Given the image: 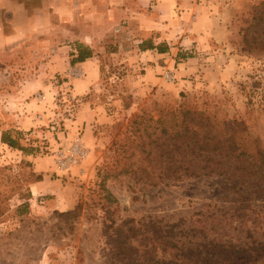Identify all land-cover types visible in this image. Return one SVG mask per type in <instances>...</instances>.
Wrapping results in <instances>:
<instances>
[{"label": "rangeland", "instance_id": "374dc122", "mask_svg": "<svg viewBox=\"0 0 264 264\" xmlns=\"http://www.w3.org/2000/svg\"><path fill=\"white\" fill-rule=\"evenodd\" d=\"M214 3L228 40L185 50L182 33L168 34L172 69L156 76H146L129 31L95 50L101 74L82 90L83 73L64 74L71 51L53 64L52 45L39 47L50 32L11 44L0 59V133L28 152L0 139V264H264V0ZM61 32L62 48H89ZM180 108L208 117L236 147L213 160L181 141L173 150L161 129ZM144 125L163 144L147 140L150 161L136 133ZM77 136L88 159L58 170L55 154ZM211 168L226 174L205 175Z\"/></svg>", "mask_w": 264, "mask_h": 264}, {"label": "crops", "instance_id": "0c3cea01", "mask_svg": "<svg viewBox=\"0 0 264 264\" xmlns=\"http://www.w3.org/2000/svg\"><path fill=\"white\" fill-rule=\"evenodd\" d=\"M220 12L214 0H0V59L10 56L12 43L20 47L22 43L27 44L34 30L43 34L50 32L51 35H46L47 41L38 40L39 47H43L41 42L52 45L53 64L60 62L61 52L70 50V62L64 74L72 67L81 70L84 76L77 84L80 90L87 89L101 74V61L95 50L114 33L129 31L130 35L138 36L133 38L136 43L133 48L137 50V59L143 61L146 76H156L172 69L171 59H167L173 50L168 34L182 33L180 41L185 50H200L206 44L226 42L228 33ZM62 30L67 37L64 42L79 41L88 45L94 56L82 63L72 62L77 48L61 47ZM159 35L165 37V53L157 49L142 50L146 44L159 46ZM50 66L52 74L60 71L59 66ZM43 85L40 83L39 87L42 89ZM35 187L39 190L42 184L37 183Z\"/></svg>", "mask_w": 264, "mask_h": 264}, {"label": "trees", "instance_id": "16d2710c", "mask_svg": "<svg viewBox=\"0 0 264 264\" xmlns=\"http://www.w3.org/2000/svg\"><path fill=\"white\" fill-rule=\"evenodd\" d=\"M147 49H157L160 53H165L166 51V48L162 45H159L157 47L150 44H146L145 46L142 45L143 51ZM76 51V54H74L75 58L72 60V62L74 63L85 62L87 59L94 56L93 50L81 45L77 47ZM196 114V112H193L189 108H180L178 120L175 124L168 126V122L162 123L163 127L161 129V133L167 138V141L171 142L173 150H180L178 147H181L179 145L181 141L182 143H184L185 148L190 149V156L193 155L196 159L205 156V158L213 160L214 153H220L221 155L228 156L230 151L236 147V144L233 143V137L231 135L224 136V134H220V129L216 127L215 124H212L208 117L200 119V117H197ZM157 122H160V120ZM140 125H143V122L140 123ZM136 133L137 138L140 140V144L142 145V150L146 151L145 159L150 161L149 156H153L154 153L153 151H151L152 149L149 150V145L156 144L158 147L161 148L163 144H159L157 142L158 138H154L153 131L150 132L148 128L145 127V125L142 129L138 128ZM147 140L149 141V145L147 144ZM1 142L9 148L19 150L25 153L28 152V148L22 146L20 141L17 138H14L8 132H4L2 134ZM146 145L148 146V148H145ZM223 149L226 150L222 151ZM243 155L244 153H241L237 157H242ZM261 157V164L264 166V151L261 153ZM186 172L189 176L194 178H197L200 175L196 170H193L191 168H187ZM172 173H174L175 175L176 170ZM99 174H101V171L99 172ZM214 174L223 176L226 174V170L224 173H222L220 171L218 172L216 168H211V170H209L205 175ZM102 184H104V180H102ZM106 192L108 198L112 199L110 192L108 190H106ZM28 210L29 208L27 205L21 208L22 213H25Z\"/></svg>", "mask_w": 264, "mask_h": 264}, {"label": "built area", "instance_id": "2783aa9c", "mask_svg": "<svg viewBox=\"0 0 264 264\" xmlns=\"http://www.w3.org/2000/svg\"><path fill=\"white\" fill-rule=\"evenodd\" d=\"M81 76L82 72L79 69L71 68L68 75ZM172 73L166 72V77L172 79ZM45 100V95H39L38 101L43 102ZM89 151L85 148L83 139L81 136H77L74 139L72 145L64 150H58L55 154V164L58 170H68L75 167H78L80 164H83L85 160L88 159Z\"/></svg>", "mask_w": 264, "mask_h": 264}]
</instances>
